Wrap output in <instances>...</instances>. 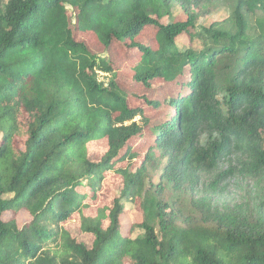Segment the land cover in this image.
Here are the masks:
<instances>
[{
  "label": "trees",
  "instance_id": "obj_1",
  "mask_svg": "<svg viewBox=\"0 0 264 264\" xmlns=\"http://www.w3.org/2000/svg\"><path fill=\"white\" fill-rule=\"evenodd\" d=\"M207 1L0 0V264H264V0H228L196 30ZM173 2L183 18L166 22ZM75 29L121 43L127 85L157 93L123 86L124 58ZM164 158L160 178L193 194V213L146 188ZM235 175L252 182L237 201ZM104 181L122 187L85 214ZM124 201L140 215L126 232ZM74 215L89 244L64 227Z\"/></svg>",
  "mask_w": 264,
  "mask_h": 264
},
{
  "label": "rangeland",
  "instance_id": "obj_2",
  "mask_svg": "<svg viewBox=\"0 0 264 264\" xmlns=\"http://www.w3.org/2000/svg\"><path fill=\"white\" fill-rule=\"evenodd\" d=\"M229 4L230 1L228 0H208L205 4V7L201 10L197 9L196 11L199 13L198 19L196 21V30H199L202 26H209L211 23L215 21H221L227 17L229 14ZM181 7L177 2H173L170 6V13L169 15L164 17V21L170 22L171 20L175 18H183V15L181 16ZM72 21L74 22V18H72ZM76 30V29H75ZM151 32V30L149 31ZM76 38L80 41H84L87 45H89L93 51L97 54H100L101 56L104 55H110L112 60H116L118 56L122 57L123 63H119L120 69L117 71V76L121 80L123 86H129V89H132L136 93H142V92H149L152 95H155L157 93L156 89L153 88H141L135 85L133 88L131 85H127V82L132 77L133 71L131 69V65H129V62L127 61V58L129 56V52H126V48L121 45V43L114 42L108 49L102 50L101 47L98 44V41L94 34L90 32H77L76 30ZM117 60H121V58H117ZM109 76L99 72L98 73V79L102 80L104 82L108 81ZM147 115L156 116L153 111L148 110L146 112ZM155 116L153 118H155ZM206 141V137L202 136L201 142L204 143ZM104 142L100 141L97 142L94 145V148L90 150L91 156L93 158H98L103 152ZM166 159L164 158L161 160V162L155 166L151 167L148 166L147 169V176H146V188H149L150 183H156L158 186L160 185L161 192L157 193L156 196H158L159 199L163 200L164 202H167L170 206V208H173V210L177 213L178 216L182 217L186 214L193 213V209L191 207L190 199L193 194L190 192H187L186 190H180L176 191L175 189H172L171 185L168 184L164 179H161V173H162V167ZM227 166V162H222L221 167L225 168ZM112 176V175H111ZM110 176V177H111ZM115 180V177H112L113 182ZM117 180V179H116ZM200 180L203 181L204 177L201 174ZM252 185V182L248 178L241 177L239 175H235L233 177H230L225 182V196H227L228 199L234 198V201L240 200L241 195L244 194L243 190H247ZM155 187L156 188H158ZM121 184L117 183L115 185H110L109 182L104 181L103 186L96 192V198L95 200H92L91 198L87 199V206L84 209V213L87 215H95L96 209L98 207L102 206H109L111 203L112 195L115 193H118V191L121 189ZM202 185L200 184L198 186V189H201ZM195 194V190L193 191ZM125 205V211L121 215L120 222L122 225V231L126 232L129 226L132 223H136L140 221V215L139 212L136 210L135 206L131 204L129 201H124ZM11 213H7L6 216H11ZM17 224L18 226H22L24 223L28 222L30 220V216L26 214L25 212H19L16 216ZM181 221V219H179ZM181 223V222H179ZM67 231H69L71 234H73L77 240L83 241L86 244H89L91 242V237L85 233H82L80 222L78 220L77 215L72 216L64 225ZM142 232L141 229L136 228L133 235Z\"/></svg>",
  "mask_w": 264,
  "mask_h": 264
}]
</instances>
